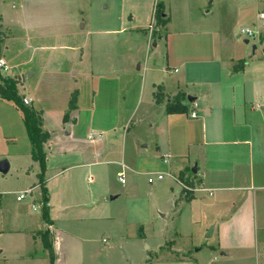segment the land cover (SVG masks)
<instances>
[{
	"label": "crops",
	"instance_id": "crops-1",
	"mask_svg": "<svg viewBox=\"0 0 264 264\" xmlns=\"http://www.w3.org/2000/svg\"><path fill=\"white\" fill-rule=\"evenodd\" d=\"M259 20V32L264 33V22ZM171 25L169 17L160 26L163 37L153 35L152 30L145 34V44L138 30H132L142 41L135 50L129 47L127 71L119 69L116 78L108 76L114 72L113 64L102 71L94 69L99 63L93 62L91 84L96 80L107 83L99 87L95 82L90 103L79 100V91L75 110L66 119L65 110L45 112L44 117L48 114L49 118L43 122L50 137L43 150L51 222H43L40 230L34 214L15 211L9 215L12 211H5L4 201L0 202V232L5 223L12 222L18 228L11 233L28 231L23 236V253L10 257L15 264H46L48 253L39 241L40 232L46 229L54 264L70 260L77 243L96 239H92L95 227L105 225L110 217H105L98 189H89L85 183L92 184V172L101 175V167L107 164L117 166L120 171L116 174L124 177L125 172L147 177L165 174L171 199L185 209L188 227H194L197 236L200 229L212 230L205 237L216 245L221 264H264V34L263 39L255 38L259 50L253 46L245 62L249 51L232 49L236 43L229 42L219 28L208 23L188 29ZM80 26L84 31L85 25ZM83 41L82 47H76L81 58L84 46L90 43L89 35ZM227 49L232 54L225 53ZM143 52L151 54L150 61L137 57ZM71 70L69 65L67 73ZM79 72L84 73L83 65L73 74ZM156 93L161 95L160 101L155 99ZM176 95H182L187 111L167 114L166 105ZM25 97L30 105L34 102ZM193 109L196 118L190 117ZM121 118L126 121L118 126ZM122 126L118 142L115 135ZM154 163H158L157 169L152 167ZM181 184L195 191H184ZM27 190L32 201L41 205L39 185L33 183L20 193ZM30 208L38 211L33 203ZM37 243L41 245L39 254L27 251L28 244L34 247ZM177 243L171 242V253L180 252ZM3 252L1 249L0 254Z\"/></svg>",
	"mask_w": 264,
	"mask_h": 264
},
{
	"label": "rangeland",
	"instance_id": "rangeland-1",
	"mask_svg": "<svg viewBox=\"0 0 264 264\" xmlns=\"http://www.w3.org/2000/svg\"><path fill=\"white\" fill-rule=\"evenodd\" d=\"M157 4L163 9L162 14L171 17L172 28L188 29L196 24L205 26V23L219 28L229 42L236 43L232 49L249 51L245 62L252 55L253 46L259 50L255 38L241 36L239 30H259L258 19L259 14L264 13V0H0V28L4 34L0 59L8 68L1 71V75L17 81L19 97L32 98L34 102L28 108L41 114V129L45 131L43 120L49 118L48 114L44 117L45 112L65 110L67 116L75 110L79 91V100L90 103L95 82L99 87L107 83L94 76L96 81L91 84L93 62L99 63V68L94 65V69L102 71L113 64L114 72L108 76L114 78L119 69L127 71L130 48L135 50L142 38L145 44L148 36L145 34L152 31L151 27L153 35L159 33L163 37L160 26L155 21L152 25ZM80 23L85 25L84 31ZM132 30H138L142 38L136 37ZM263 34L260 32V39ZM88 35L90 43L84 46L87 48L83 49L81 58V51L76 47H82ZM244 40L249 42L244 43ZM227 50L225 53L232 54V50ZM255 53L257 56L258 51ZM137 57L142 61L151 60L150 53L143 52ZM69 65L72 70L67 73ZM82 65L84 73L73 74ZM30 72L35 75H29ZM124 121L126 118H121L118 126L124 125ZM122 130L123 126L116 132L118 142ZM3 161L10 167L6 173H0L3 208L12 211L9 215L15 211L34 214L38 229L43 230L41 205L33 202L31 195L22 202L16 201L20 191L39 183L40 168L37 164L36 172L24 116L13 101L0 99V162ZM152 167L158 168V163ZM101 168L102 174L92 172L94 182L85 185L98 189L101 207L106 208L105 217L110 219L105 225L95 227L92 233L95 240L77 243L72 247L73 257L64 259L61 264H221L216 245L205 237L210 227L205 232L200 229L198 236L194 227H188L185 209L171 199L169 179L165 177L163 181L149 184L144 174L125 172L126 183L121 184L117 166L107 164ZM27 169H30L28 173ZM32 203L37 212L31 211ZM160 213L165 216L161 217ZM13 225V222L5 223L1 229L4 232H0V250L4 252L0 254L3 260L0 264H15L10 257L22 254L25 249L23 236L28 231L19 235L11 233L18 228ZM173 240L181 247L178 254L170 251ZM29 245L27 251L41 252L40 244ZM198 249L200 251L196 252ZM46 264H50L49 259Z\"/></svg>",
	"mask_w": 264,
	"mask_h": 264
},
{
	"label": "trees",
	"instance_id": "trees-1",
	"mask_svg": "<svg viewBox=\"0 0 264 264\" xmlns=\"http://www.w3.org/2000/svg\"><path fill=\"white\" fill-rule=\"evenodd\" d=\"M163 9L160 10L159 5H156V9L154 11L155 22L158 26H164L169 22V18H165L162 14ZM4 34L0 31V49L1 42L3 40ZM242 66V64L240 63ZM16 80H12L10 78H4L1 75L0 71V99L2 100H11L15 103V105L22 111L24 116L25 125L27 127V131L29 134L30 142L32 145V159L39 164V188L41 192V210H42V219L47 225H50L49 219V208H48V193L47 188L45 186V171H46V155L43 150V144L49 139L50 135L48 132L43 131L41 129V114L35 112L34 110L28 108L23 104L22 98L17 95L16 91ZM155 99L157 101L161 100V95L156 93ZM182 95H176L173 101L167 103L166 105V113H185L187 111L186 107L181 103ZM66 119V115L64 116ZM40 239L43 245V248L48 253V259L50 264L55 263V254L52 246V241L50 239V231L46 229L43 232H40Z\"/></svg>",
	"mask_w": 264,
	"mask_h": 264
},
{
	"label": "built area",
	"instance_id": "built-area-1",
	"mask_svg": "<svg viewBox=\"0 0 264 264\" xmlns=\"http://www.w3.org/2000/svg\"><path fill=\"white\" fill-rule=\"evenodd\" d=\"M259 19L260 20H264V13H260L259 14ZM154 21H155V19L152 21V25L154 26ZM151 30H154V29H152V27H151ZM239 34L241 35V36H244V37H246V38H249V37H254V38H258L259 36H260V32H259V30H252V29H250V28H240V30H239ZM8 68H7V66H6V63L2 60V59H0V71H6ZM22 101H23V104L25 105V106H29L30 105V101L28 100V99H26V98H22ZM190 117L191 118H196L197 117V112L195 111V109H193V110H191V112H190ZM164 176H165V174H163V173H156V174H154V175H152V176H149L148 178H147V182L149 183V184H153L155 181H161V180H163V178H164ZM117 178H118V180H119V182L121 183V184H124L125 183V177H124V174L123 173H119L118 174V176H117ZM181 186H182V189L184 190V191H195L194 189H191L188 185H186V184H181ZM198 190H200V191H204V189H198ZM30 190H27V191H24V192H21L20 194H19V196L16 198L18 201H20V200H22V199H24L28 194H30Z\"/></svg>",
	"mask_w": 264,
	"mask_h": 264
},
{
	"label": "water",
	"instance_id": "water-1",
	"mask_svg": "<svg viewBox=\"0 0 264 264\" xmlns=\"http://www.w3.org/2000/svg\"><path fill=\"white\" fill-rule=\"evenodd\" d=\"M244 42L248 43V40H245ZM8 169H9V165L7 162H4V161L0 162V173L4 174L8 171ZM192 172H194V173L196 172L195 167L192 169ZM211 231H212L211 229L208 231L207 237H209L211 235Z\"/></svg>",
	"mask_w": 264,
	"mask_h": 264
}]
</instances>
